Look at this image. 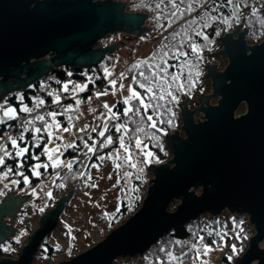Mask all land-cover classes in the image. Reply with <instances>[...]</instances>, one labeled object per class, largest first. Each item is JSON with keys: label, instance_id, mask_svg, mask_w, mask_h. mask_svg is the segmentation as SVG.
<instances>
[{"label": "water", "instance_id": "obj_1", "mask_svg": "<svg viewBox=\"0 0 264 264\" xmlns=\"http://www.w3.org/2000/svg\"><path fill=\"white\" fill-rule=\"evenodd\" d=\"M126 8L124 0H0V102L51 71L99 65L120 45H97L109 34L140 38L151 30L145 12ZM241 28L240 21L216 39L221 49L214 54L228 65L222 72L214 64L206 66L211 94L201 95L198 106L188 108L189 98L181 102L180 130L165 136L171 158L147 165L154 177L148 179L141 206L89 250L58 264H110L118 257L141 255L171 229L204 213L217 216L225 208L247 214L255 232L233 264H264V243L259 246L264 240V40L248 44L247 29ZM214 97H219L216 105L202 104ZM241 103L246 111L235 117ZM202 113L204 120L195 122ZM2 184L11 191H4L0 203V243L16 230L8 229L3 217L12 216L34 193L31 189L13 197L14 184ZM70 192L40 218L18 258L0 257V264L32 261ZM178 199L169 211L170 202Z\"/></svg>", "mask_w": 264, "mask_h": 264}, {"label": "trees", "instance_id": "obj_2", "mask_svg": "<svg viewBox=\"0 0 264 264\" xmlns=\"http://www.w3.org/2000/svg\"><path fill=\"white\" fill-rule=\"evenodd\" d=\"M124 1L127 3V11L145 12L148 15L146 26L151 29L149 32L159 31L165 35V39L161 40L163 42L158 46H153L147 58L140 61L134 59L124 69L123 75L119 73V76L122 77L126 74L132 75V84L148 107H142L140 101L135 99L130 100L128 104H125L124 101H117L107 123L101 127V131L94 130L83 138L77 139L73 144L75 147L66 149L64 153L66 156L78 155V159L71 169H59L60 174L55 178L53 186L57 182L66 186L77 184L81 178V172L85 173L90 162L103 154L116 156L117 150L130 144V140L127 143L129 138L144 139L145 150H151L152 154L161 149L158 163L168 160L171 155L166 147L165 136L171 135L181 126L179 103L187 96L198 99L210 89L208 79L204 80L203 78L205 66L201 56L205 52H213L220 47L215 37L216 34H219L224 25L233 26L235 21L233 7L230 5L232 4L231 0ZM238 2L242 3V0H238ZM247 16L246 40L248 43L257 44L264 39V1L261 0L256 4ZM156 25L159 26L156 27ZM110 36L109 34L100 39L97 45L111 44ZM107 57L99 65L90 69L75 72L69 69L58 70L62 81L58 100L63 104L57 111L50 113H59L57 118L62 125L61 130L67 124L70 113L73 114L77 107L75 97L71 95L69 88L65 90L62 88L63 81L70 79L75 83L89 79L88 91L80 94V98H85L96 92L93 90V84L99 88V91L108 89L109 82L102 70L104 61L105 64H110ZM98 76L102 78L99 80ZM119 76H111V78L116 79ZM141 84L145 85V88L150 87L152 91H145V88L140 87ZM37 88V83H35L18 93L10 94L2 103L15 106L17 114L14 118L0 123V141L11 135L17 139L19 145L28 149L20 158L10 153L3 159L4 163L0 165V176H9L11 183L18 185L19 189H33L40 182L45 184L48 174L54 169L52 167L40 168L42 173L35 177V164L45 159L44 146L48 139L44 130L47 120L44 115L39 113V110L42 103L49 98ZM55 101L57 102V99ZM21 106L26 109L22 111ZM67 106L70 111L61 112ZM128 109H132V111L129 112ZM104 110H106L105 107ZM149 116L152 117L151 120L148 119ZM39 117L44 119L41 120ZM22 120H25L26 124L19 128L18 125ZM38 128L41 129L40 132H36ZM101 132L104 135H100L101 137L98 138L97 135ZM109 140L111 143L108 142ZM89 147L93 150L89 151ZM124 158L125 156L120 155L118 160L121 161ZM137 159L139 158L137 157ZM24 176H28L29 180L26 181ZM134 184L136 186L135 193L129 200H123L120 207L114 211L112 220L121 219L128 207L131 212L127 217L141 206L145 195L143 181H136ZM174 204L176 206V202L172 203V205ZM169 209L173 210L174 207L171 206ZM218 218L211 219L213 222L211 233H207L202 226V215L182 227L171 229L158 242L148 248L141 257L155 258L156 252L162 246H166V250L173 247L175 253L180 254L184 259L192 256L202 257L206 246L220 247L223 243L231 241L234 247L227 249L226 255L222 257L221 261L225 264H232L233 259L245 251L246 244L255 233L254 227L250 224L248 215L245 214L228 213L224 226L217 222ZM2 255L8 254L0 251V256Z\"/></svg>", "mask_w": 264, "mask_h": 264}, {"label": "rangeland", "instance_id": "obj_3", "mask_svg": "<svg viewBox=\"0 0 264 264\" xmlns=\"http://www.w3.org/2000/svg\"><path fill=\"white\" fill-rule=\"evenodd\" d=\"M231 1L232 4L230 5L233 7V16L235 20L234 25L231 27L224 25L222 29L223 32L221 33V30L219 34H216V39L223 33L225 34L226 32L232 31L236 23L240 21L242 22L241 30L246 29L245 24L248 22L247 14H249V11L261 0H242V3H239L238 0ZM158 26L159 25H156V27ZM146 33H143L140 38L123 33L111 34V44L118 43L120 45L112 52L106 54L105 57L108 56L107 61H109L110 64L107 65L104 61L102 65L103 74H105L109 82L108 89L97 91L85 98H80V94L88 91L87 84L90 80L86 79L82 82L77 81L75 83L70 79L63 81L62 88L64 90L69 88L71 95L75 97L78 108L76 107V110L74 109L73 114L70 113L68 122L63 127V129L67 128L68 131L61 130L62 125L57 118V114L59 113L53 112L55 115H51V119L45 123L44 129L46 127L48 129L45 131L48 135V139L44 146V152L46 148L58 149L57 152L52 153L53 160L58 161V164L54 165L49 160V154L45 152V159L35 164L34 173L35 177H37L42 173L40 168H54L53 171L48 174L46 183L40 182L33 188L32 192L34 193L30 195V199L22 201L20 207L16 209L12 216H4L2 219V223L6 224L8 229H16L11 232L8 239L0 244L2 251L11 258H18L21 248L27 243L28 236L38 227L40 218L46 211L54 208L57 205L56 201H60L69 191H71L69 196L64 199L65 202L58 212L55 226L43 238L37 252L34 254L29 264H58V262L69 260L78 253L84 252L87 249L89 250V248L101 241L111 230L117 228L127 220V215L131 212L129 207L118 221H116L117 218L112 220V216L114 211L120 207L119 205L123 200H129L135 193L136 186L134 182L143 181V193L146 194L147 187L150 184L148 179H153L154 177L147 165L160 164L158 163L159 152L162 150L159 149L158 152L152 154L151 150H145V140H136V138L134 141L131 140L132 138H129L127 143L130 140V144L124 146V151V147L123 149L117 150L116 156L112 154H103L96 157V160L88 164L85 173L81 172V178L77 184L66 186L61 182H57L53 186L55 178L60 174L59 169H69L67 165L71 164L73 166L78 159V155L66 156L64 154L66 149L70 148L67 147V145L69 143L75 144L77 139L92 133L94 129L101 131V127L107 123L112 113L114 104L117 101H124L128 97L129 86L138 93L132 84V75L126 74L122 77L118 74L119 77L116 79L111 78V76L113 77L116 72L123 74L122 72L124 69H126L128 64L134 59L140 61L147 58L153 46L160 45L163 42L161 40L165 39V35H162L159 31ZM137 39L139 41H136ZM208 53L212 52H205L201 57H207ZM212 57L210 59L209 57L206 58L210 61L209 65L215 64V62L218 61L219 65H217L215 69L216 71L222 72L228 65V60L223 61V59L226 58L221 57L223 59L219 62V56L215 55ZM203 78L205 80V77ZM225 83H227V81H225ZM18 92L20 91L14 93ZM3 101L0 102V123L14 118L17 114L15 106L3 105ZM216 102L217 99H210L211 105L216 104ZM105 104L109 107L105 108L106 110L100 113L97 119L89 118L91 110L99 105L104 106ZM179 104L181 108L182 103ZM69 106L61 112L68 111ZM245 108L246 105L242 104V108L237 109L235 116L243 112L245 113ZM7 109H12V113L9 116L4 115ZM21 109L24 111L26 108L21 106ZM109 109H111V111H109ZM241 110L242 112H240ZM198 119L203 121L204 115L202 118L198 117ZM196 120L197 118L194 119L195 122H197ZM178 130H180V127ZM49 133H51V137ZM97 136L98 138L101 137L100 134ZM57 137H59V139H57ZM12 139L16 140L19 148H26L25 146L19 145L17 139L11 135L2 138L0 145L4 146L8 155L11 153L14 154L15 157L20 158L21 156L16 155L17 149L12 147ZM137 141H139V143H137ZM120 155L125 156L124 160H118ZM6 156L7 155H5L3 151H0V157L4 159ZM136 156L139 159H137ZM36 165H40V167H36ZM45 165H47V167H45ZM24 178L26 181L29 180L28 176H24ZM12 181L16 182L15 180ZM2 183H11V178L7 175L0 176V203L5 197L4 191H7L9 188V185L4 186ZM15 185H13V191L16 192L12 193L13 197L27 194V192L31 190L29 188L19 189L17 188L18 185ZM197 190L195 193L198 195L200 192ZM10 191L11 190L8 189V193ZM174 202H176V206L175 204L172 205ZM179 203L180 199L172 200L167 209L170 211L171 209L169 208L173 206V210H175ZM228 213L229 210L227 208L223 209L217 216H210V214L204 213L202 214V226L206 229L207 233H211L213 230V222L211 219H217L219 216V221L217 222L224 226L227 221ZM245 215L247 216V214ZM263 243L264 240L260 242L259 246L261 247ZM230 247H234L231 241L225 242V244L223 243L220 247L206 246L202 257L192 256L184 259L180 254L178 255L175 253L173 247L166 250L165 248L167 247L162 246L156 252L157 256L155 258H144L141 257L142 254L136 256H122L116 258L110 264H220L222 257L226 255V251ZM228 256L230 257L229 254ZM252 264H256V262Z\"/></svg>", "mask_w": 264, "mask_h": 264}, {"label": "built area", "instance_id": "obj_4", "mask_svg": "<svg viewBox=\"0 0 264 264\" xmlns=\"http://www.w3.org/2000/svg\"><path fill=\"white\" fill-rule=\"evenodd\" d=\"M58 70H63L65 71V68H60L57 69L55 71H51L48 75L46 76H42L41 78H39V80L36 82L37 83V89L47 95L49 98L44 101L41 105L40 108V114L44 115L45 119L47 121H49L50 118V112L52 111H57L59 108H61L63 102L59 101L58 98H60V87H61V79L58 75ZM118 72H116L113 77L118 76ZM101 76H98L97 79H101ZM94 85V91H99L98 87H96L95 84ZM57 99V102L55 101ZM104 110L103 105L98 106L92 113H90L89 118L91 119H97L99 114L102 113ZM25 125V120H22L18 127L20 128V126ZM12 133V132H11ZM17 133V132H15ZM14 135V133H12ZM19 137V136H18ZM132 141H134V139H131ZM220 264H225L223 261L220 262Z\"/></svg>", "mask_w": 264, "mask_h": 264}, {"label": "snow or ice", "instance_id": "obj_5", "mask_svg": "<svg viewBox=\"0 0 264 264\" xmlns=\"http://www.w3.org/2000/svg\"><path fill=\"white\" fill-rule=\"evenodd\" d=\"M193 51H195V49H193ZM121 75H123V74H121ZM113 83H114V82H113ZM122 87H123V86H122ZM140 87H141V88H145V85L141 84ZM145 91L151 92L152 89H151L150 87H149V88H145ZM128 92H129V95H128V97L124 100V103H125V104H128L130 100L135 99V100H139V101H140V104H141L142 107H145V108L148 107L147 105L144 104V100H143V98L141 97V95H140L139 93H137L134 89H132L130 86H129V88H128ZM104 107H105V108H108L109 106H108L107 104H105ZM109 111H111V109H109ZM128 111L130 112V111H132V109H128ZM11 113H12V109H7V110L5 111V113H4V115H5V116H9ZM50 115H53V116H54L55 113H50ZM39 119L43 120L44 118H43V117H39ZM148 119L151 120L152 117L149 116ZM44 130L47 131V130H48L47 127H46ZM63 130H64V131H68L67 128H65V129H63ZM94 130H95V129H94ZM118 130H119V129H118ZM40 131H41V129H39V128L36 129V132H40ZM100 135L103 136L104 133L101 132ZM49 136L51 137V133H49ZM22 138H23V137L21 136V139H22ZM57 139H59V137H57ZM108 142L111 143V140H109ZM137 143H139V141H137ZM11 144H12V147H13L14 149H17V151H16V155H18V156H23L24 153H25L26 151H28V149H26V148H19L15 139H12V140H11ZM67 147H75V145L69 143V144L67 145ZM85 147H88V146L85 145ZM88 150H89V151H92L93 149H92L91 147H89ZM0 151H3V152L5 153V155H8L6 149L4 148L3 145H0ZM57 151H58V149H55V148H53V149H47V148H46V149H45V152L49 154V160H50L54 165L58 164V161L53 160L52 153H55V152H57ZM3 163H4L3 157H0V164H3ZM36 167H40V165H36ZM45 167H47V165H45ZM67 167H68L69 169H71L72 165H71V164H68ZM233 250L235 251V249H233ZM206 251H207V250H206Z\"/></svg>", "mask_w": 264, "mask_h": 264}, {"label": "flooded vegetation", "instance_id": "obj_6", "mask_svg": "<svg viewBox=\"0 0 264 264\" xmlns=\"http://www.w3.org/2000/svg\"><path fill=\"white\" fill-rule=\"evenodd\" d=\"M221 49V46L217 49V50H215V51H213L212 53H209V55L206 57L205 56V58L204 57H202V59H203V61H204V66H205V68H206V66L207 65H209L210 64V61H208L206 58H208L209 57V59L212 57V56H215V54L214 53H216V52H218L219 50ZM217 56H219L218 58H220V61L219 62H221L222 61V59L223 58H221V56L220 55H217ZM213 58V57H212ZM227 61V59H223V61ZM228 62V61H227ZM217 65H219L218 64V61H216L215 62V64L213 65L214 66V69H215V67H217ZM216 70V69H215ZM204 74H206V72L204 73ZM205 77V76H204ZM208 81H209V79H208ZM209 85H210V81H209ZM211 94V86H210V89H209V92H207V93H203L202 94V97H204V96H209ZM187 98H189L190 100H189V102H187V107L188 108H190V109H193V108H195L196 106H198L199 105V98L198 99H192L191 97H186L185 99H184V101L187 99ZM210 99H219V97H214V98H210ZM210 99H207V100H203L202 101V104L204 105V106H206V105H211L210 104ZM216 104H217V102H216ZM216 104H214V105H216ZM242 104H244V103H241L240 105H239V108H242ZM212 106V105H211ZM239 108H237V109H239ZM237 112V110L235 111V113ZM244 113V112H243ZM243 113H241V114H238V115H242ZM203 113H202V115H198L197 117H195V118H197L198 119V117H203ZM235 115V114H234ZM237 115V116H238ZM237 116H235V117H237ZM1 244V243H0ZM0 251L1 252H3L2 251V248L0 247ZM19 256V255H18ZM0 257H3V258H9L10 256L9 255H2V256H0ZM11 258V257H10ZM12 259H16V258H12Z\"/></svg>", "mask_w": 264, "mask_h": 264}, {"label": "crops", "instance_id": "obj_7", "mask_svg": "<svg viewBox=\"0 0 264 264\" xmlns=\"http://www.w3.org/2000/svg\"><path fill=\"white\" fill-rule=\"evenodd\" d=\"M36 106H37V105H36ZM36 106H35V107H36ZM35 107H34V108H35ZM91 112H92V110H91ZM91 112H90V113H91ZM90 113H89V114H90Z\"/></svg>", "mask_w": 264, "mask_h": 264}, {"label": "bare ground", "instance_id": "obj_8", "mask_svg": "<svg viewBox=\"0 0 264 264\" xmlns=\"http://www.w3.org/2000/svg\"><path fill=\"white\" fill-rule=\"evenodd\" d=\"M170 159V158H169ZM200 190V189H199ZM200 192V191H199Z\"/></svg>", "mask_w": 264, "mask_h": 264}]
</instances>
